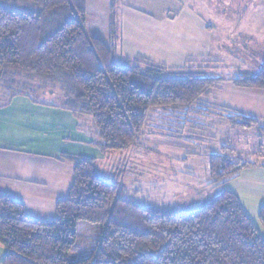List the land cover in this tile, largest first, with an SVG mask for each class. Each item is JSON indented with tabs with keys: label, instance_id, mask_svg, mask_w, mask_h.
I'll return each mask as SVG.
<instances>
[{
	"label": "trees",
	"instance_id": "16d2710c",
	"mask_svg": "<svg viewBox=\"0 0 264 264\" xmlns=\"http://www.w3.org/2000/svg\"><path fill=\"white\" fill-rule=\"evenodd\" d=\"M14 1L31 8L0 0V94L35 103L38 95L58 93L59 105L49 106L89 118L94 146L104 156L131 154L154 123L166 134L195 120L207 128L223 119L231 127L264 131L257 118L200 101L222 81L264 90V53L252 67L231 74L216 73L221 68L211 61L187 60L172 71L142 56L120 55L118 0ZM220 152L207 156L217 186L250 165L233 159L226 147ZM69 158L74 182L56 203V219L33 220L0 193L2 264H264V237L231 192L188 212L156 209L124 196L96 159ZM258 217L264 229V206ZM81 223L98 226L99 238L89 257L71 261Z\"/></svg>",
	"mask_w": 264,
	"mask_h": 264
},
{
	"label": "crops",
	"instance_id": "0c3cea01",
	"mask_svg": "<svg viewBox=\"0 0 264 264\" xmlns=\"http://www.w3.org/2000/svg\"><path fill=\"white\" fill-rule=\"evenodd\" d=\"M119 2L115 11L119 53L124 58L142 56L150 63L175 71L183 69L187 60L220 64L222 51L239 55L243 52L231 47L226 50L223 44V49L214 53L217 36L218 42L230 41L232 36L236 38L232 41L243 40L251 54L250 58H241L250 63L249 67L264 53L251 46L253 41L264 42V0H213L206 8L203 0ZM207 8L216 16L202 14ZM222 35L224 38L220 39ZM200 101L257 118L264 125V90L240 89L222 81ZM42 103H33L23 96L7 100L0 94V193L23 205L29 218L47 221L56 219V203L67 197L74 182L69 157L94 158L100 165L109 161L113 166L112 159L121 163L125 156H104L94 146L97 135L89 125L84 126L82 121L86 120L75 119L67 111ZM120 168L110 171L108 177L102 169L104 177L119 183ZM5 254L0 246V264Z\"/></svg>",
	"mask_w": 264,
	"mask_h": 264
},
{
	"label": "rangeland",
	"instance_id": "374dc122",
	"mask_svg": "<svg viewBox=\"0 0 264 264\" xmlns=\"http://www.w3.org/2000/svg\"><path fill=\"white\" fill-rule=\"evenodd\" d=\"M119 1L117 2L120 3ZM203 2V7L206 8L213 0H203ZM3 4L14 8H31L30 4L22 5L14 0H4ZM207 10L202 14L212 15V17L215 15L212 10L208 8ZM216 38L219 39V37L214 38L213 46L216 47L214 53L221 49L223 44H225V49L231 47V50H234L233 48L243 50L240 55L222 51L218 60L221 69L216 73L231 74L234 69L250 66V63L241 58L242 56L249 57L251 54L243 40L232 41L235 38L232 36L230 41L227 39L223 42V39L218 42ZM222 38L224 35L220 37ZM251 46L254 49L264 50V42L253 41ZM53 94L51 97L38 95L37 101L52 105L58 104L61 97L58 93ZM82 120H86L82 121L86 128L89 125L95 132L89 118H82ZM201 122L195 120L182 132L169 128L168 130L174 133L167 134L157 130L158 124L154 123L144 129L145 134L140 145L131 154H126V158L123 157V160L121 158V163L112 159L111 161L115 163L113 166L106 161L101 165L99 163V167L106 170L107 177L108 174H112L110 171L121 167L119 174H122V181L118 185L119 190H123V195L156 209L188 212L208 203L219 192L229 191L238 197L247 218L264 237V229L258 217L260 207L264 206V131L259 128L231 127L225 119L207 128H199L197 124ZM169 126L173 127V125ZM225 147L231 151L229 155L233 159L248 162L250 165L240 170L236 177L225 180L220 186L213 185L208 174L207 156L218 152L222 154L220 150ZM113 156L119 157L118 154H113ZM123 162L127 169L122 167ZM92 227L93 229H88ZM95 227L97 229L98 226L78 224L76 242L68 254L71 261L91 255L99 238V232L96 233Z\"/></svg>",
	"mask_w": 264,
	"mask_h": 264
},
{
	"label": "flooded vegetation",
	"instance_id": "af4514ba",
	"mask_svg": "<svg viewBox=\"0 0 264 264\" xmlns=\"http://www.w3.org/2000/svg\"><path fill=\"white\" fill-rule=\"evenodd\" d=\"M122 167H125V168L127 169V166L125 165V162H123V165H122Z\"/></svg>",
	"mask_w": 264,
	"mask_h": 264
}]
</instances>
